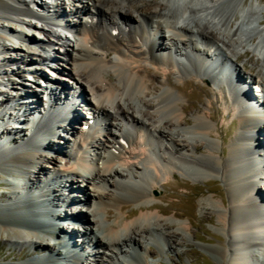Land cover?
I'll return each instance as SVG.
<instances>
[{
    "label": "bare ground",
    "instance_id": "6f19581e",
    "mask_svg": "<svg viewBox=\"0 0 264 264\" xmlns=\"http://www.w3.org/2000/svg\"><path fill=\"white\" fill-rule=\"evenodd\" d=\"M88 2L0 0V20H5L0 23V54L8 50L17 52L0 61V75L5 83L16 89L25 87L13 75L24 77L21 68L24 66L25 70H31L30 75L37 77L33 68L39 66L30 64H41L52 57L44 45H59L61 58L56 60L59 70H64L69 75L67 79L82 91L87 88L92 94L87 100L82 91L80 97L75 93L74 103L84 102L88 112L97 114L93 117L97 120L95 126L87 130L95 128L93 132L80 130L81 138L71 148L75 154L63 145V156H54L48 164L49 156L41 149L62 142L40 136L39 132L44 130L46 135L58 131L50 120L37 122L40 129L31 134L34 139L38 137L41 145L32 136L27 139L26 133L25 138L14 137L18 132L22 134L24 124L31 121L32 109L28 105L37 109L42 104L37 90L24 89L22 93L17 89L14 96H9L0 88V109L8 107L10 111L0 110L3 114L0 176L20 173L28 179L19 183L18 188H12L9 200L0 205V231L12 245L28 244L38 251L51 250L48 256L46 253L21 262L0 264H92L86 255L93 256L97 264H136L129 259L136 258L135 254L144 259L157 253L150 246L157 233L164 235L169 250L179 252L181 240L186 236L183 231L188 228L164 215L173 213L174 218H180L183 213L170 203L161 206L153 192L157 177L175 176L181 168L199 176L203 173L219 176L227 187V197L202 200L204 206L218 208V221L227 236L220 247L213 249L221 260L227 264H264V187H259L264 178V101L255 98L258 108L247 104L251 93L248 90L241 94L239 85H246L249 77L242 71H229L231 61L240 67L241 50L245 51L249 43L244 40L243 30L258 19L261 5L251 3L252 19L246 22L236 13L228 14V9L218 11L220 0ZM63 4L70 6V12L64 10ZM34 18L43 22L40 24ZM9 19L16 20L21 27L8 23ZM60 23L78 32L75 45L71 37L54 28ZM33 29L43 33L44 38L32 36L28 30ZM10 31L15 33L19 46L14 43L10 46L12 40L7 34ZM260 33L261 39L255 42L251 38V45L263 65L249 73L264 93V28ZM164 39L170 42L169 46ZM32 43L36 44L34 48ZM67 65L69 69L65 70ZM112 70L115 76L111 75ZM172 76L179 80L187 78L184 85H179L172 81ZM191 78L219 86L224 109L237 118V131L231 132L230 139L212 121L216 117L211 111L212 99L204 107L207 115L197 111L195 104H179L173 89L181 94L194 84ZM47 79L46 90L54 106L63 104L66 96H72V90L66 88L62 78L60 82L58 78ZM226 84L230 86L228 90L224 88ZM32 90V95H28ZM197 92L214 95L209 86L199 87ZM69 105L71 113L66 110V117L53 110L50 113L52 120L57 119L60 127L73 135L76 126L70 119L75 114L73 122L79 121L83 112L78 114V106L74 109V104ZM192 111L200 113L189 118ZM8 114L9 120H6ZM100 116L110 121L104 120L103 124L98 121ZM5 120H14V126L4 125ZM100 125L106 131L105 142L97 136ZM214 133L220 137L219 141L213 139L205 144L196 138L197 135L212 138ZM90 149L97 151L95 158L89 156ZM61 163L65 169H60ZM50 167L53 170L47 173H53L55 180L62 179L61 184L44 175ZM31 168L37 169L36 181L30 174ZM81 179L87 185L85 188ZM6 181L14 185V180ZM62 186L82 195L66 194ZM35 188L39 193L34 194ZM20 192H27L28 197H22ZM166 197L165 191L163 199ZM60 203L78 205L64 210L58 208ZM130 204L136 208L128 209ZM79 205L83 207L78 208ZM60 220H72L71 233L59 225ZM74 234L79 238H73ZM46 239H53L55 248ZM59 246H66L68 250L62 252Z\"/></svg>",
    "mask_w": 264,
    "mask_h": 264
},
{
    "label": "rangeland",
    "instance_id": "374dc122",
    "mask_svg": "<svg viewBox=\"0 0 264 264\" xmlns=\"http://www.w3.org/2000/svg\"><path fill=\"white\" fill-rule=\"evenodd\" d=\"M85 1V0H84ZM89 1V0H88ZM86 1V3L89 4V2ZM231 0H220L219 5H218V11L221 10H226L228 9V14H233L236 13L237 17L239 19H244L246 22H251V16L253 14V9L251 8V3L252 2H258L261 5V10L259 12V14L257 15V20L255 19V22L252 23L251 25L247 26L246 29L243 30L244 32V40L245 42H249L248 45H246V50H241L240 53V58H239V63H240V70L242 71V73L244 74V76H246V78L250 75V70L251 71H258L261 68V65H263V62L259 59V54L257 51L254 50V48L252 47V41L251 38L255 39V42H258L261 39V33L260 31L264 28V17L262 18V16L264 15V0H236V2H230ZM63 8L66 11L70 12V6H68L67 4H63ZM68 6V7H67ZM77 19H79L78 17H76ZM75 18V20H76ZM85 19V17H84ZM35 21L39 22L40 24L43 22L38 21V19H35ZM2 21L5 20H0V23H2ZM8 21V23L14 25L15 27H21V24L19 22H17L16 20H6ZM55 29H57L58 32L60 33H64L67 34L69 37H71L70 39H72V43L75 45L76 41L78 39V32L77 31H72L69 30L67 28H65V26L63 24L60 23V25L58 26H54ZM25 30V28H24ZM29 33H31L32 36L36 35L38 38H44V34L40 33L36 30H28ZM10 37V39L12 41H9V44L11 46L12 43H14V46H19L20 44L17 43V41H19L16 37V35H14L15 33H13L12 31L7 33ZM73 35V36H72ZM166 41V39H164V42ZM11 42V43H10ZM166 44H168V42H165ZM13 45V44H12ZM31 46L34 48L36 46L35 43H32ZM46 46V51L48 54H52V56H54V61H51L50 63L47 64H41L40 66L43 67L42 68V72L44 73V75H46L47 78H58L59 82L61 81L60 79L62 78L63 80L61 82L64 83V85L66 86V88H68L69 90H72V87H75L76 85L72 84V81L68 80L67 78H69V75L64 71V70H59L58 68V61H56L57 59H60L61 56H58L59 53V45H52V46ZM13 48V47H12ZM11 49V48H10ZM180 50H184L182 49V47L180 46ZM10 51V52H8ZM8 51H3L0 54V61H3V59L5 57H9L11 56V54L16 55V51L13 50H8ZM63 51V50H61ZM113 56V55H112ZM63 59V58H62ZM66 64L65 61H62ZM38 63V62H36ZM33 67H35L34 65H32ZM68 66V67H67ZM64 66V69H69V65ZM7 68V67H5ZM23 69L22 72H24V77H16V75H13V78H17V80H20L22 82H28V83H33L34 87L37 88H42L44 89L45 86L44 84L41 85L40 82H44V83H49V79H45L46 81H42L38 80V76L35 77V80L32 82V78H34V74L30 75L31 72L27 71L24 69V66L21 67ZM44 70V71H43ZM113 71V70H112ZM111 75H114V71L110 72ZM158 76L160 73H158ZM115 76V75H114ZM161 76V75H160ZM190 77V76H189ZM37 78V80H36ZM161 78V77H160ZM187 77L183 78V79H178L176 76H172V81L174 83H178L179 85H184L185 83V79ZM206 80H209L207 77ZM29 79V80H28ZM193 79L194 84H192L191 86H188L186 88V90L183 92H181V94H179V92L176 91V89L174 90V93L176 95V97L179 99V104L184 105V104H190L197 107V111L200 110L202 111L201 114H206L207 112H204V107L208 105V100L212 99L213 100V105L211 107V111L213 113L216 114V117H212V121L214 124H216L219 128V130L221 131L222 135H227L228 139L231 138V132L233 130H236V126H235V122L237 121V118L234 114L231 113H227L226 110L224 109V104L223 101L221 99V91L219 86H217L216 84L212 83L211 81L208 82H202L197 78H191ZM179 80V81H178ZM203 80V79H202ZM11 81H14L11 80ZM6 81H4V78L1 77L0 75V88H2V90L6 91V94H8L9 96H14V93L16 92V88L12 85L6 84ZM3 83V84H2ZM25 84V83H23ZM204 86H209L214 95H207L206 93H201L198 94L197 89L199 87H204ZM223 88V87H222ZM225 88V87H224ZM21 90V89H19ZM22 91V90H21ZM255 91V89H254ZM188 92V94H186ZM22 93H25L24 90ZM91 93V92H90ZM92 94H89V90L86 88V90L83 89V97H85L87 100H89L91 98ZM64 97V96H63ZM211 97V98H208ZM254 97L257 98V96L255 95ZM30 98H26V100H29ZM31 101H37V98H33L30 99ZM259 100V99H258ZM40 101H42V98H40ZM64 101V100H63ZM29 110H33L34 108L32 106H29ZM77 111L79 114V104L77 107ZM200 108V109H199ZM2 111L4 112H8L10 113V111H8V107L4 108L1 107ZM81 110H84V107L82 105H80V112ZM197 111H192L188 114V117L193 118L195 115H197L200 112ZM90 112L87 111V114H82V117L80 118L79 122H74L73 126H76V130L75 133L72 135L71 133H68V131H65L62 128H59L57 132H55L54 134H50V135H43L40 134L41 136H44V138H48V140H55V141H62L60 143V145L56 144L53 147H49L48 149L42 148L41 150L44 149V151H46V153L48 154V164H50V162L53 160L52 158L56 155H59L60 157L63 156L64 154V149L62 148V146H66L67 150L70 151L71 153L75 154V152L71 150L72 146L75 143V140H79L81 138V132L80 130L83 129H79V128H83L85 122L87 121V119L90 117ZM3 114L0 113V120H2L3 118H1ZM89 115V117H88ZM9 116L10 114H8V116L6 117V120H9ZM66 117V116H65ZM5 118V117H4ZM91 118V117H90ZM89 118V119H90ZM5 120V121H6ZM102 120H107L108 122L110 121L109 118L107 117H103ZM7 122V121H6ZM23 123H25L23 121ZM1 124V123H0ZM14 122H7L4 125H13ZM16 124V123H15ZM3 124H1L0 129H3L2 127ZM17 125V124H16ZM15 125V126H16ZM21 125V123H20ZM14 126V125H13ZM82 126V127H80ZM95 130V128H94ZM92 131H88V132H93ZM84 132L88 133L87 131L83 130ZM24 133H26V138L30 139L31 136L34 140L33 135H31L30 130L27 128L26 123L24 124V131L22 134H15L14 137H21L24 136ZM98 138H100L101 141L105 142V136H103L102 133L97 134ZM230 136V137H229ZM9 138V135H8ZM7 138V139H8ZM25 138V136H24ZM196 138L199 140H201V142L203 143H207V141L209 142L210 140H215V141H219L220 137L216 135V133L213 134L212 138H210L209 136H203V135H197ZM6 139V138H5ZM6 139V140H7ZM4 140V139H3ZM9 141V140H8ZM21 141V140H19ZM22 142V141H21ZM36 144L41 145L42 143L37 139H35ZM58 143V142H56ZM208 145V144H207ZM224 146H222L224 149L225 144H223ZM90 154L89 156L95 158L97 151H94L93 149H90V152L88 153ZM95 156V157H94ZM53 166V165H51ZM66 166H62V163L60 164V169H65ZM32 172L30 173L32 178H34V174H36L37 169L36 168H31ZM49 171L53 170V167H50V169H45L44 175H47L49 177H53L52 174L47 173ZM153 173V170H151ZM47 173V174H46ZM13 174V172H12ZM65 175H67V172L64 173ZM196 174V175H194ZM203 176H199L197 173L195 172H191L190 169L187 168H181L179 170H176L175 176H165L162 178H156L158 179V184L156 185V189L154 190L155 192V201L159 202V204L161 206H168V204H173L178 210H180L183 215L180 218H174L173 217V213H168L166 215H164V217L166 219H174V222H179L184 226H187L186 228H188L185 231H183V236H185L184 239L181 240V244H180V251L179 252H175L173 250H169L168 246H167V240L164 237V235L162 234H155L154 237H152V242H151V248L154 249L157 253L154 256H147L144 259L140 257H138V254L133 258H129L131 261L133 260V263L136 264H227L225 261L221 260V258L219 257V254L214 251L213 249L215 247H220L222 245V241H224L227 236L225 235L224 230L222 229L221 225L219 224L218 221V208L216 207H211V206H204L202 204V200L207 199V198H214L216 200H219V197H227L228 193H227V187L224 183V181L216 175H206V174H202ZM197 178H196V177ZM68 177V176H67ZM11 179L12 181L14 180V182H18L17 184H21L24 182H27L28 179L21 175L20 173H14L13 176H0V205L5 203L6 201H8V195H9V191L13 188L11 185L8 184V182L6 181L7 179ZM49 179H53L54 182L56 184H61L62 183V179H56L53 178H49ZM162 179V180H160ZM34 180L36 181V178H34ZM263 182H261L259 184L260 188L264 187V178H262ZM261 180V181H262ZM38 181V180H37ZM1 182H5L4 184H1ZM82 185L84 186V188L87 186L85 183H83V179H81ZM3 185V186H1ZM78 188V187H76ZM35 188L32 191H35L34 194L39 193V191L36 192ZM63 191H65L66 194H71L73 196H77V195H82V192L76 191L75 193L70 192L69 189L65 188L64 186H62ZM38 190V189H37ZM79 190V189H78ZM167 192V197L166 199H163V194L164 192ZM262 192H264V188L262 189ZM8 193V194H7ZM22 193V192H21ZM78 204H69V205H62V203H60V209H64V210H70L72 207H77ZM83 205H79L78 208H82ZM136 208L135 204H130L128 209H134ZM63 210V211H64ZM78 213V212H77ZM47 215V214H46ZM47 217V216H46ZM162 217V218H164ZM47 219V218H46ZM59 223V225L62 224V228L64 226V230L68 233L72 232V228H73V223L72 220H61L57 221ZM72 225H69V224ZM68 225L70 226L68 228ZM51 226V224H50ZM52 230H56L55 232H57V229L53 226H51ZM262 231V230H261ZM263 232V231H262ZM262 234V233H261ZM73 238H79L76 234L73 235ZM70 239V237H68ZM72 238V239H73ZM59 239V238H58ZM75 240V239H74ZM46 241L49 242L50 247H54V240L53 239H46ZM57 241V240H56ZM144 241V240H143ZM60 244V243H59ZM63 245V244H62ZM58 247V246H57ZM60 247V246H59ZM89 247V246H88ZM91 247V246H90ZM55 248V247H54ZM61 251L62 250H68V247L64 246V247H60ZM92 250V248H90ZM51 250H42V251H38L36 249H33V247L31 245H25V246H15L12 245L9 241H8V236L4 233H2L0 231V263H9V262H21V261H25L27 259L30 258H35V257H40L46 255L48 256V253H50ZM63 252V251H62ZM23 254V255H20ZM19 256L21 258H19ZM88 258V261H90L92 264H97V261L95 260V258L91 255H86V258ZM138 258V259H137ZM140 258V259H139ZM86 261V262H88ZM146 263H145V262ZM60 264V262H59ZM262 264V263H260Z\"/></svg>",
    "mask_w": 264,
    "mask_h": 264
}]
</instances>
